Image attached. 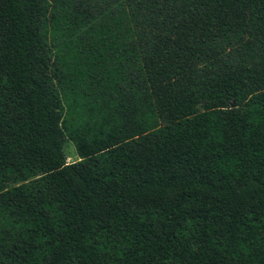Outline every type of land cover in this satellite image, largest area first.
Listing matches in <instances>:
<instances>
[{
    "label": "trees",
    "instance_id": "16d2710c",
    "mask_svg": "<svg viewBox=\"0 0 264 264\" xmlns=\"http://www.w3.org/2000/svg\"><path fill=\"white\" fill-rule=\"evenodd\" d=\"M0 264H264V0H0Z\"/></svg>",
    "mask_w": 264,
    "mask_h": 264
},
{
    "label": "rangeland",
    "instance_id": "374dc122",
    "mask_svg": "<svg viewBox=\"0 0 264 264\" xmlns=\"http://www.w3.org/2000/svg\"><path fill=\"white\" fill-rule=\"evenodd\" d=\"M65 152L67 154L68 157V162L69 163H73L79 160L77 152H76V148L74 146V144L71 141L66 142L65 144Z\"/></svg>",
    "mask_w": 264,
    "mask_h": 264
}]
</instances>
